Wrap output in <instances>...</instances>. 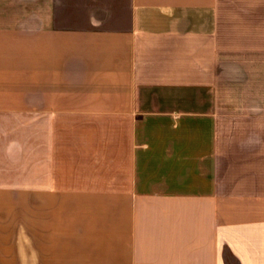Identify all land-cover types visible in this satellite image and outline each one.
<instances>
[{"label": "crops", "instance_id": "1", "mask_svg": "<svg viewBox=\"0 0 264 264\" xmlns=\"http://www.w3.org/2000/svg\"><path fill=\"white\" fill-rule=\"evenodd\" d=\"M0 264H264V0H0Z\"/></svg>", "mask_w": 264, "mask_h": 264}]
</instances>
